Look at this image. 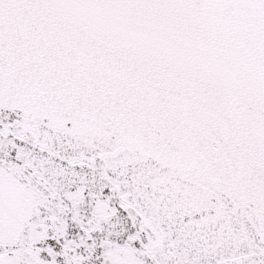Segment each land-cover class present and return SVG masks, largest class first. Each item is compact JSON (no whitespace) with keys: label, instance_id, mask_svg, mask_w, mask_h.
<instances>
[{"label":"snow or ice","instance_id":"6c2138e0","mask_svg":"<svg viewBox=\"0 0 264 264\" xmlns=\"http://www.w3.org/2000/svg\"><path fill=\"white\" fill-rule=\"evenodd\" d=\"M0 264H264V0H0Z\"/></svg>","mask_w":264,"mask_h":264}]
</instances>
